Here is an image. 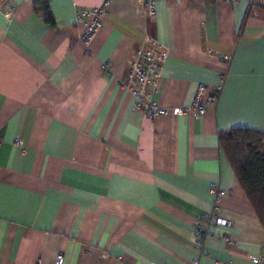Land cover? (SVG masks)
Here are the masks:
<instances>
[{"label":"crops","instance_id":"0c3cea01","mask_svg":"<svg viewBox=\"0 0 264 264\" xmlns=\"http://www.w3.org/2000/svg\"><path fill=\"white\" fill-rule=\"evenodd\" d=\"M153 1L155 15L140 0H110L90 43L75 8L101 0L0 8V264L264 258V227L220 143L231 129L264 132V5ZM150 39L167 52L157 99L170 110L156 117L120 83ZM222 79L205 115L172 111ZM212 184L226 191L218 212L228 222L196 248Z\"/></svg>","mask_w":264,"mask_h":264},{"label":"built area","instance_id":"2783aa9c","mask_svg":"<svg viewBox=\"0 0 264 264\" xmlns=\"http://www.w3.org/2000/svg\"><path fill=\"white\" fill-rule=\"evenodd\" d=\"M6 0H0V8ZM98 7L76 6L75 23L81 28V40L90 43L96 32L102 25L101 17L107 13L110 0H101ZM148 8L150 15L156 14V4L153 0H140ZM251 5H264V0H250ZM167 52L164 46L157 40L150 39L148 44L141 47L134 54L126 77L120 81L134 98L135 108L142 110L149 117L160 114H168L169 108L159 104L157 95L160 92L161 78L166 61ZM212 90L204 83L197 86L194 101L189 106L176 107L172 111L176 114L193 113L195 116H203L211 105L217 104L223 90V81ZM17 145L21 144L16 139ZM211 190L215 195V208L212 212L204 214L195 225V246L200 248L204 240L211 234L210 225L226 224L228 221L219 215V204L226 195V191L218 184H212ZM254 264H264V258L253 257ZM62 256H58L54 264H62ZM192 264H200L198 259Z\"/></svg>","mask_w":264,"mask_h":264},{"label":"trees","instance_id":"16d2710c","mask_svg":"<svg viewBox=\"0 0 264 264\" xmlns=\"http://www.w3.org/2000/svg\"><path fill=\"white\" fill-rule=\"evenodd\" d=\"M220 143L264 227V132L235 128L222 133Z\"/></svg>","mask_w":264,"mask_h":264}]
</instances>
